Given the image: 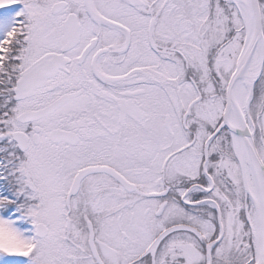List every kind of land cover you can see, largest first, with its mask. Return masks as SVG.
<instances>
[{
    "label": "snow or ice",
    "instance_id": "6c2138e0",
    "mask_svg": "<svg viewBox=\"0 0 264 264\" xmlns=\"http://www.w3.org/2000/svg\"><path fill=\"white\" fill-rule=\"evenodd\" d=\"M0 264H264V0H0Z\"/></svg>",
    "mask_w": 264,
    "mask_h": 264
}]
</instances>
